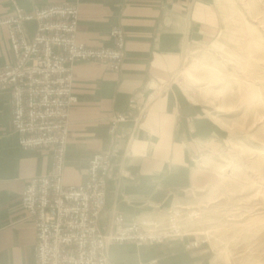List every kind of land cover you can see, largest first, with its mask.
<instances>
[{
  "label": "crops",
  "instance_id": "obj_1",
  "mask_svg": "<svg viewBox=\"0 0 264 264\" xmlns=\"http://www.w3.org/2000/svg\"><path fill=\"white\" fill-rule=\"evenodd\" d=\"M76 5L77 40L89 48L111 45L109 33L124 32L118 72L96 62L73 65L77 102L69 112L64 186L82 184L91 158L115 150L98 225L114 229V216L129 226L172 209L193 185L198 162L221 150L228 130L173 81L187 46L212 44L221 31L216 0H0V19L16 4L27 11L60 3ZM32 33L33 23L28 24ZM12 61L6 27L0 26V66ZM137 95L144 117L108 133L109 119L128 113ZM12 107L0 93V264H34L36 230L21 195L28 179L46 175L49 149L23 150L13 131ZM109 264H211L212 250L195 234L155 242H126L108 248Z\"/></svg>",
  "mask_w": 264,
  "mask_h": 264
},
{
  "label": "built area",
  "instance_id": "obj_2",
  "mask_svg": "<svg viewBox=\"0 0 264 264\" xmlns=\"http://www.w3.org/2000/svg\"><path fill=\"white\" fill-rule=\"evenodd\" d=\"M78 16L77 6L65 2L32 11L14 4L12 14L0 19L12 54V61L0 66V93L10 97L13 131L21 149L51 152L49 172L28 179L21 195L22 209L36 230L34 264H109L112 245H139L181 235H152L146 220L125 226L119 214L114 216L112 231L99 227L115 156L111 148L91 158L82 184H63L69 112L77 102L73 65L96 62L118 72L125 54L121 29L109 33V47L89 48L79 42ZM128 107V113L110 117L111 139L120 124L129 119L137 124L144 117L145 107L137 95L130 98Z\"/></svg>",
  "mask_w": 264,
  "mask_h": 264
},
{
  "label": "rangeland",
  "instance_id": "obj_3",
  "mask_svg": "<svg viewBox=\"0 0 264 264\" xmlns=\"http://www.w3.org/2000/svg\"><path fill=\"white\" fill-rule=\"evenodd\" d=\"M216 4L220 34L185 47L173 81L229 139L198 162L171 210L176 232L168 211L149 224L161 234H195L212 250L211 264H264V0Z\"/></svg>",
  "mask_w": 264,
  "mask_h": 264
},
{
  "label": "bare ground",
  "instance_id": "obj_4",
  "mask_svg": "<svg viewBox=\"0 0 264 264\" xmlns=\"http://www.w3.org/2000/svg\"><path fill=\"white\" fill-rule=\"evenodd\" d=\"M250 41V40H249ZM251 42V41H250ZM252 43V42H251ZM250 47V46H249ZM260 47H262V46H260ZM260 49H264V48H260ZM261 53H263V52H261ZM171 210L172 209H170L168 212H169V214H171L170 215V221L171 222H173V224H171L172 225V230L171 231H173V232H176V230H175V227H177V225L178 224H175V218H176V216L179 214V213H176V212H171ZM151 220H148V221H146L147 222V227H148V229H149V231H150V234H152V235H161V233H159V232H153V230H152V228H151V226L153 225L152 223H150L149 224V222H150ZM262 227L264 228V224H262ZM167 234H169V233H167ZM162 235H166V234H162Z\"/></svg>",
  "mask_w": 264,
  "mask_h": 264
}]
</instances>
